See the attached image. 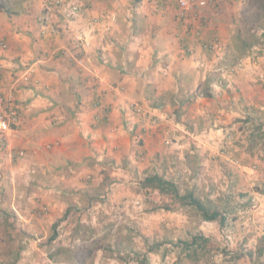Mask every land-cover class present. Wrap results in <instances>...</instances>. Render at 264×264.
I'll list each match as a JSON object with an SVG mask.
<instances>
[{
  "label": "rangeland",
  "instance_id": "1",
  "mask_svg": "<svg viewBox=\"0 0 264 264\" xmlns=\"http://www.w3.org/2000/svg\"><path fill=\"white\" fill-rule=\"evenodd\" d=\"M46 1L40 0L43 9L51 10ZM206 1L196 16L191 14L196 21L183 19L197 42L204 41L196 22H207L204 12L211 7ZM211 1L215 14L208 23L223 39H213L219 38V49L210 60L195 46L184 48L186 53L181 49L186 58L177 80L184 91L176 102L177 94L167 92L162 100L152 96L150 106L138 98L119 106L117 119L131 141L128 153L117 151L116 158L105 150L101 158L88 156L85 150L94 148L82 142L81 124L72 116L79 114L75 98L50 107L41 90L43 105L26 110L36 118L25 121V136L23 130L10 142L0 136V264H264V148L250 137L264 124V0ZM4 2L12 13L0 6V32L9 24L15 27L16 17L8 16L16 12L35 17L25 7L29 0H0V5ZM178 13L179 8L181 20ZM245 43L253 46L247 49ZM211 44H203L207 52ZM0 46L6 48L4 42ZM187 51L194 53L189 57ZM2 93L24 111L13 94ZM98 105L102 115L98 121L93 117V124L112 120ZM59 115L65 121L58 119L48 133L49 120ZM64 131L72 137L62 149L32 150L37 135L44 144L66 139ZM64 146L68 149L60 151ZM22 163L38 173V180L13 174L10 167L18 170ZM47 164L50 171L43 167ZM155 174L177 184L181 193L194 191L219 206L225 225L204 221L191 208L143 189V180ZM167 204L175 209H163ZM195 237L208 242L186 249L185 242Z\"/></svg>",
  "mask_w": 264,
  "mask_h": 264
},
{
  "label": "crops",
  "instance_id": "2",
  "mask_svg": "<svg viewBox=\"0 0 264 264\" xmlns=\"http://www.w3.org/2000/svg\"><path fill=\"white\" fill-rule=\"evenodd\" d=\"M29 1L32 4L27 6L26 2L25 7L34 10L35 17L24 12L8 16V20L16 17L15 27L9 24L0 32V43L6 46H0L1 95L13 94L24 106L17 132L3 138L10 142L13 135L21 137L22 130V137L25 136L28 129L25 121L36 118L32 115L34 112L26 110L43 105L41 92L48 95L49 98L43 99L50 107L51 102H55L61 108L60 99L74 97L79 114L72 116L81 124L77 129L85 138L82 142L94 148L85 151L88 156L97 155V158H101L105 150L106 155L117 158V151L128 153L131 148L128 146L130 138L120 126L122 121L117 119L121 104L135 102L138 98L142 104L150 106L152 96L162 100L167 92L177 94L173 96L176 102L178 93L184 91L177 75L179 66L185 62V49L195 46L201 58L210 60L214 55L211 50L207 52L203 44H211L216 36L222 39L224 36L216 25L208 23L215 14L211 0V8L204 12L207 22H196L204 38L199 42L184 27L187 20L196 21V18L192 15L185 21L179 20L174 0H73L80 5V13L76 15L66 8L44 10L40 0ZM42 15L43 23L38 20ZM192 54L187 51L189 57ZM119 88H125V92L121 94ZM147 88L152 90L147 92ZM98 102L112 120L104 117L97 125L93 124V117L99 118L98 114L102 115L103 111L101 106L97 107ZM150 109L152 115L162 118L157 108ZM62 116L49 120L48 133L59 125L58 119L65 121ZM61 135L67 138L52 142L46 139L44 144L41 134L37 135L39 139L37 143V137L33 140L32 150L36 152L42 145L48 153L62 149L59 147L65 141L70 142L72 136L66 131ZM67 149L64 146L60 151ZM50 160L55 162L51 156ZM26 164L16 166L18 170L12 167L10 170L14 175L25 176V180L28 177L31 181L38 180V173L32 172L31 167L26 170ZM43 167L52 169L48 164Z\"/></svg>",
  "mask_w": 264,
  "mask_h": 264
},
{
  "label": "trees",
  "instance_id": "3",
  "mask_svg": "<svg viewBox=\"0 0 264 264\" xmlns=\"http://www.w3.org/2000/svg\"><path fill=\"white\" fill-rule=\"evenodd\" d=\"M1 8L6 10L7 14H11L10 7H7L5 2L0 5ZM264 11V6L260 9ZM17 13V12H16ZM240 37V36H239ZM215 41L211 42L214 43ZM253 46V44L245 43L244 47L249 49ZM100 104V102H98ZM97 103V104H98ZM255 134H252V140L257 143V146H262L264 148V124H260ZM256 139V140H255ZM143 189H150L152 191H157L163 196H168L172 203L178 205L180 207L191 208L194 210L204 221L214 222L218 221L221 226H224L227 220L223 210L216 206L213 202L204 201L199 196L195 195L194 191H187L181 193V190L177 184L174 182L165 179L163 176L158 174L147 176L142 184ZM167 210H174L169 204L164 206ZM199 241H202V244L208 242L206 238L203 237H195L192 242H185L186 249H191L196 245H199Z\"/></svg>",
  "mask_w": 264,
  "mask_h": 264
},
{
  "label": "built area",
  "instance_id": "4",
  "mask_svg": "<svg viewBox=\"0 0 264 264\" xmlns=\"http://www.w3.org/2000/svg\"><path fill=\"white\" fill-rule=\"evenodd\" d=\"M48 9H56L60 10L66 8L70 10L73 15L80 13V6L75 4H68L65 0H48L46 1ZM208 5L206 0H199L197 3H192L190 0H178V8H179V16L180 19H186L191 16V14L197 15V8H205ZM57 10V9H56ZM41 23L45 21V19L40 20ZM199 33H197V36ZM219 40L215 41L213 44L207 46L209 50L216 51L219 49ZM97 107H100L97 104ZM141 112V110H138ZM99 119L97 118V121ZM21 122V112L14 105L12 100L5 99L0 97V136L7 135L13 131L18 130Z\"/></svg>",
  "mask_w": 264,
  "mask_h": 264
}]
</instances>
